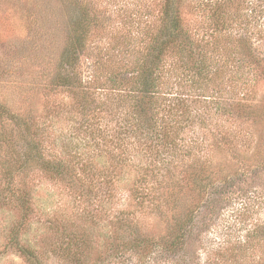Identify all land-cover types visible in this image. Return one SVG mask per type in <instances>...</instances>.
<instances>
[{
    "label": "rangeland",
    "instance_id": "rangeland-1",
    "mask_svg": "<svg viewBox=\"0 0 264 264\" xmlns=\"http://www.w3.org/2000/svg\"><path fill=\"white\" fill-rule=\"evenodd\" d=\"M66 1L0 0V264H25L5 251L8 230L20 223L16 198L23 190L32 196L34 218L41 221L32 219L25 240L35 249L40 244L47 264H66L48 255V246L59 247L60 226L82 232L87 215L91 263L104 260L109 240L123 231L114 225L120 211L129 214L144 240L167 238L179 216L187 222L189 237L182 249L186 256L182 251L170 257L162 253L153 261L139 254L123 264H177L170 260L181 262L183 257L181 264H264V63L253 65L228 50L238 33L264 41L249 24L259 17L264 26V0H234L235 10L221 19L227 26L216 36L218 48L213 46L214 0H199L201 10L192 0L184 1L185 28L195 36L196 53L211 60L213 70L220 67L216 62L228 60V71L216 83L195 89L178 57H166L154 117L147 122L148 132L137 135L124 131L132 124L130 102L108 83L112 71L107 68L114 62L115 68L131 70L159 26L161 0ZM85 11L94 22L81 58L82 78L91 80L87 103L77 90L57 84L72 17L79 19ZM237 58L243 61V67L236 64L238 71ZM14 118L30 126L45 160H61L76 169L71 181L45 174L36 163L27 166L26 177L17 173L26 142L9 143V136L15 137ZM163 132L188 141L189 152L181 155L191 153L190 159L175 166L182 159L174 161L176 154L162 148L164 143L158 147ZM126 135L129 141L116 142ZM194 160L207 172L193 176L185 167ZM171 162L158 184L150 175L144 179L147 171L158 172ZM7 171L15 175L11 181L4 178ZM154 184L159 203L139 205L133 196L136 187ZM224 242L234 250L228 259V253L216 251Z\"/></svg>",
    "mask_w": 264,
    "mask_h": 264
},
{
    "label": "trees",
    "instance_id": "trees-1",
    "mask_svg": "<svg viewBox=\"0 0 264 264\" xmlns=\"http://www.w3.org/2000/svg\"><path fill=\"white\" fill-rule=\"evenodd\" d=\"M184 1L185 0H161V18L159 26L155 35L150 37L152 40L146 47L145 52L141 54L136 61L133 60L131 70L127 68L123 71L121 68H115L113 66V58H109L110 62H113V64L109 63L111 65H108L107 69H111L112 72L108 76L107 81L112 84L114 91L123 92L127 95L126 99L130 102L129 105L131 106L130 109L132 111L130 117V119H132V124L129 129L126 128L123 130H128L133 135L148 132L146 126H148L147 122H151L154 117L153 111H155L158 102V99L156 98V89L158 82L160 83V74L163 71L165 63L164 59L166 57L170 56L172 59L178 57V63L183 68V73H185L184 77L187 78L188 84H190L191 87H195V89L206 87L210 83H216V77H219L222 72L228 71V60L221 59L219 62H216L219 63L220 67L213 70V66L209 65L211 60L209 61L208 58H205L206 56L204 57L203 55L196 53L198 43L194 40L195 36H190L185 28L182 10ZM66 2L69 4L77 3L76 0H67ZM191 3L196 10H201L203 7V3L199 0H192ZM212 4L213 5L210 7L214 10L213 19L215 23V26L212 27V32L215 34V38L213 36V46L214 48H218V45L221 46V42L218 41L216 36L217 34L222 33L224 31L223 28L227 26L221 24V19L224 15L226 16L227 13L232 12L233 9L235 10V6L234 0H214L212 1ZM227 8L228 10L231 9V11H227ZM255 16L254 12L253 17L255 18ZM72 18L74 20L70 26V36L66 45L62 49V56L60 58L62 72L57 77V84L60 87L77 90L84 102L87 103V99L90 98L88 91L90 90L91 80H86V78L84 80L82 78L84 73L81 58L86 47L90 28H92L91 25H93L94 22L89 20L88 11H85L83 16L79 19H76L75 17ZM255 20L256 19H251L249 24L252 31H254L253 34L255 37L259 39L258 37H264V26L259 25V17L256 21ZM232 40L233 44H230L231 46L228 49L231 53L235 51L237 55H241V59H247L251 64L256 66H260L261 63H264V41L262 39L255 41L252 40L248 34L238 33V35L233 37ZM183 59H185L184 62L181 61ZM234 61V68L236 71L239 69L236 64L243 67V61L238 58L234 59ZM127 70L128 72H125ZM236 81L239 82V78ZM11 121L14 123L16 129L12 128V132H15V137L10 135L9 138L13 139L9 140V143H12L15 139H18L23 144L26 142V152L24 154L18 155V152L16 151L12 153L13 157L18 155L19 165L17 161L16 164L18 167H16V170L22 178L26 177V170H28L27 166L31 163H36L38 169H41L42 172L59 181L72 180L76 170L74 167H70L66 163L63 164L61 160H58L56 163H51L50 161L45 160L41 152L38 150L40 144L37 143V140L33 141L36 137L33 136L30 126L25 122H21L19 118L11 119ZM153 126L155 127V125ZM153 126L149 127L152 128ZM20 128L21 130H18ZM162 131H166V129H163ZM164 133L165 132L161 133V139L159 141L160 146L158 147L161 148L162 143H164L162 148H169L172 154H176L174 161H176L177 158L179 161L182 159V162H174L176 163L175 166L177 164L182 165L185 158L190 159L191 153L181 155L183 152H189V142H185L177 137H175L174 140L170 139L169 134L167 133L164 135ZM127 135H129L128 132ZM127 135L121 140H116V142L120 141L123 145V142L129 139ZM28 139L29 142L27 143ZM174 163L171 162L166 164L165 167H162L158 172H154L153 170L147 171L144 179L146 180V177L150 175V177L154 179L155 184H158V178L162 177L164 173L168 174ZM198 165H200L199 162L194 160L189 167L186 166L185 168L188 169V171L195 173L193 176L201 175L197 172H207L202 165H200V167ZM14 176L15 175H12V173L8 171L4 174V178L9 181H11ZM155 184L150 185V188L147 186L144 187V185L136 187L133 196L136 197V201L139 205L144 206L145 203L150 205L154 203V201H156V204L159 203V200L154 196L155 194H158V192L153 193L152 191V187H156ZM3 199L4 196L2 198L0 194V205L2 204ZM32 201V196L24 190L20 193V196L16 198L17 206L21 212L20 223L12 225L10 230H8L5 251L16 254L25 264H47V255L41 252V248L39 249L40 244L39 246L36 244L37 249H35L28 240H25L26 231H28L32 219L37 223H41V221L39 222V219L34 218L36 217V214ZM155 209H158V206H156ZM113 218H115V228L121 229L124 232L118 231V234L109 240L106 258L104 260H101L100 258L96 259L97 261L94 264H104V262H107L108 264L118 262L119 264H123L126 258L136 256L139 258V254L140 256H150L153 261L156 259V256L161 255L162 253L166 254L167 257H170V255L174 256L178 251H182V249L185 248L187 239L189 238L186 228L187 222H185V219L181 216L175 218L174 225L167 229L168 234H170L167 238L154 241L140 238L135 226L132 224V220L129 218V214L126 215L125 212L120 211L117 217ZM190 219L189 216L187 221ZM90 222L88 215L85 216L84 227L86 225L88 226L82 229V232L75 233L71 232L68 227L64 228L60 226L62 228V241L58 248L49 245V251L47 254L66 262V264H93L90 259V251L92 253L93 242L87 231ZM81 223H83V221ZM216 251H219L220 254L223 253L224 255L228 253L225 256L227 259L231 257L230 255L234 252V250L229 249V244L225 242L220 245L219 250ZM178 257L181 258L180 256ZM183 259L184 257L181 258V262L170 261L181 264L183 262L185 263Z\"/></svg>",
    "mask_w": 264,
    "mask_h": 264
}]
</instances>
